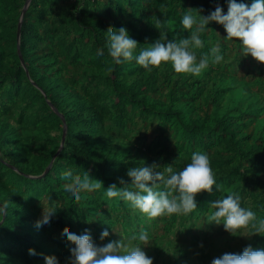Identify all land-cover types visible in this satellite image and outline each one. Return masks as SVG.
<instances>
[{
	"label": "trees",
	"instance_id": "1",
	"mask_svg": "<svg viewBox=\"0 0 264 264\" xmlns=\"http://www.w3.org/2000/svg\"><path fill=\"white\" fill-rule=\"evenodd\" d=\"M25 1L0 0V207L8 203L0 214V264H45V256L68 264L75 245L62 235L66 227L77 235L88 229L98 246L146 230L153 264H211L248 246L264 249V234L233 236L208 220L210 203L231 193L264 219V64L244 56L240 41H226L214 21L194 51L199 59L219 43L224 60L199 76L176 73L171 62L150 72L135 60L116 64L107 49L109 27L127 29L138 42L134 55L161 34L188 38L181 20L189 9L207 16L219 5L227 14L228 0H30L18 44ZM60 113L67 129L57 151ZM197 151L208 154L216 185L196 195L188 215L149 220L105 195L113 183L122 187L119 178L132 190L129 168L156 163L158 171L178 172ZM66 171L87 172L103 188L76 203L63 188ZM51 206L50 223L37 228ZM104 229L109 236L101 240Z\"/></svg>",
	"mask_w": 264,
	"mask_h": 264
},
{
	"label": "clouds",
	"instance_id": "2",
	"mask_svg": "<svg viewBox=\"0 0 264 264\" xmlns=\"http://www.w3.org/2000/svg\"><path fill=\"white\" fill-rule=\"evenodd\" d=\"M198 13V12H197ZM223 25L227 36L226 41L238 40L242 46L244 56L251 55L257 62L264 64V0H253L251 5L237 3L236 0H228L227 14L217 5L215 11L207 16L193 15L189 9L182 17L183 29L189 31L188 38L179 41H169L166 35L161 34L147 48L139 51L136 49L138 42L132 39L126 28L118 30L109 27L108 55L116 64L122 62H135L147 71L159 68L162 64L171 62L176 73L192 74L199 76L210 65H218L224 60L219 43L213 46L210 54H205L199 59L194 49L204 47L201 35L207 29L210 22ZM98 54H103L101 49ZM159 165L133 167L127 171L131 180V189L123 178H119L122 187L111 184L106 190L107 198H120L127 202L135 210L145 214L149 220L161 216L188 215L197 209L196 195L202 192L211 193L216 185L214 171L210 165L207 153L194 152L191 162L181 171H174L172 166H167L163 171H158ZM67 181L64 191L74 197L75 202L81 201V193H93L103 188V182L91 179L86 172L83 177L73 175L66 171L61 176ZM163 185V190L160 186ZM221 189L220 187H217ZM214 209L208 216L209 223L224 226V230L231 235H243L241 230L247 229L252 235L264 234V219H258L254 211L241 206V198L238 193L228 194L210 203ZM8 203L0 207V214L7 215ZM55 206L43 207L42 218L36 222V227L49 224L51 217L55 215ZM62 235L75 245L70 249L68 264H153V258L149 257L143 247L150 244L151 237L146 230H141L138 235H132L127 239L111 241L103 246L96 245L88 229L77 235L67 227ZM109 236L107 229L100 233V239ZM136 241V244L132 242ZM30 255H35L33 249H29ZM45 264H59L54 256H45ZM211 264H264V249L245 247L242 254L224 253L214 258Z\"/></svg>",
	"mask_w": 264,
	"mask_h": 264
},
{
	"label": "water",
	"instance_id": "3",
	"mask_svg": "<svg viewBox=\"0 0 264 264\" xmlns=\"http://www.w3.org/2000/svg\"><path fill=\"white\" fill-rule=\"evenodd\" d=\"M29 1L30 0H26L24 5H23V8H22V11H21V14H20V17H19V22H18V33H17V38H18V44H19V38H20V28H21V23H22V18H23V15L25 13V10L29 4ZM18 50H19V55H20V58H21V62L24 64V60H23V57H22V54H21V51L19 49V45H18ZM54 109L56 110V112L59 113V111L57 110V108L54 106ZM61 114V113H60ZM63 120H64V129H63V134H62V138H61V143H60V146L58 148L57 151H59L61 149V147L63 146V143H64V139H65V134H66V123H65V117L63 114H61ZM56 151V153H57ZM55 153V154H56ZM50 167V164L45 168V171Z\"/></svg>",
	"mask_w": 264,
	"mask_h": 264
},
{
	"label": "rangeland",
	"instance_id": "4",
	"mask_svg": "<svg viewBox=\"0 0 264 264\" xmlns=\"http://www.w3.org/2000/svg\"><path fill=\"white\" fill-rule=\"evenodd\" d=\"M152 130L153 128H150L148 131H147V135H148V138L147 140H149L150 138H152ZM226 242H229L228 240H226ZM143 250L146 252V254L148 255L150 252H152V246L148 245L146 247L143 248Z\"/></svg>",
	"mask_w": 264,
	"mask_h": 264
}]
</instances>
